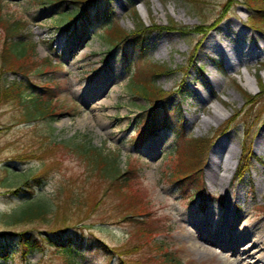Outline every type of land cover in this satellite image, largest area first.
Returning a JSON list of instances; mask_svg holds the SVG:
<instances>
[{
	"label": "rangeland",
	"instance_id": "374dc122",
	"mask_svg": "<svg viewBox=\"0 0 264 264\" xmlns=\"http://www.w3.org/2000/svg\"><path fill=\"white\" fill-rule=\"evenodd\" d=\"M105 1L113 13L108 25L136 31V12L151 28L140 30L142 54L168 67L155 82L147 83L154 87L156 83L166 97L158 103L160 118L138 142L131 135L154 108L142 96L144 88L128 85L123 45L109 47L102 38L103 28L87 30L84 19L79 23L86 32L81 39L69 33L66 23L58 26L57 13L64 6L75 10L69 1L57 3V8L39 0H0V50L6 22L20 23L16 40L36 45L31 60L8 65L0 56V83L34 85L27 92L54 84L52 90L57 91L49 114L31 111L29 97L24 99L28 108L26 103L0 102V263L63 264L46 241L43 250L22 256L10 239L23 231L42 241L47 235L56 242L72 241L76 264H120L118 255L98 246L97 237L124 253V264H228L221 254L199 251L201 246L196 247L188 233L189 221L200 220L209 233L220 228L238 233L264 225V187L254 178V169L264 174V90L258 95L259 82L264 89V71H258L264 67V29L250 26L249 0H197L196 8L184 0ZM256 5L264 8L262 2ZM91 8L100 12L95 4ZM229 21L242 45L254 53L236 65L216 49L200 51ZM160 39L168 41L165 46ZM44 59L51 64H44ZM200 84L206 90L202 101L195 95ZM93 87L101 90L92 99ZM243 93L254 101L245 103ZM214 108L217 119L209 117ZM177 125L185 135L208 142L200 156L202 196L192 200L187 196L193 183L181 187L171 180ZM245 133V145L250 144L254 157L247 161L243 177L233 180ZM228 136L225 158L231 165L219 171L226 180L211 186L210 158ZM76 143L116 155L120 171L134 163L138 171L132 184L142 192L141 207L133 211L129 202L119 203L107 188L109 177L98 176ZM154 144L156 151L147 147ZM26 180L31 188L22 186ZM127 212H138L141 216L135 218L140 220L129 219ZM4 253L9 254L6 260Z\"/></svg>",
	"mask_w": 264,
	"mask_h": 264
},
{
	"label": "trees",
	"instance_id": "16d2710c",
	"mask_svg": "<svg viewBox=\"0 0 264 264\" xmlns=\"http://www.w3.org/2000/svg\"><path fill=\"white\" fill-rule=\"evenodd\" d=\"M39 1H46L52 5H55L57 8L59 5H56L57 3H62L65 1H69L70 3L74 4L75 10L70 11L67 6H64V9L57 13V19L55 20V23L57 25L66 23V28L72 36L77 35L76 37L81 39L86 33L79 24L84 19L87 25V30H92L94 28H103L104 33L102 34V38L105 40L109 47L123 45V60H125L126 62L125 69L127 72H129L130 76L129 86H131L132 89L134 88L137 90H141L144 88L145 91H141L142 96L149 103H151V106L154 108V112L151 114L148 113L143 120V124L138 129H135V131L131 135L132 139L138 142L144 136L145 131L151 126H154L156 120L160 118V115L158 114L159 106L157 105V103L163 102L166 97L165 94H163V91L156 85L154 87L152 85H147V83L155 82L156 79H158L161 75L168 71V67L166 65H161L159 63L153 62L149 59H145L141 62L143 63V66H138L141 63L135 64L136 62L144 59V55L142 54V52L144 51V46L142 44L143 41H141V39H143V36L142 31L140 30H151V28L142 23L135 11L133 12L134 17L137 21L136 31L128 32L119 25H108L106 21L113 13L111 7L105 0ZM184 1L193 5L195 8L198 6L197 0ZM252 2H254L255 4H253ZM257 2L264 3V0H249L248 2V7L251 11L249 13L248 21L251 27H254L256 29H264V8L258 7L256 5ZM94 4L97 9H100L99 13L97 11L95 13L91 8ZM204 23L205 21H203V23H201L199 27H202ZM2 26L5 31L0 50V56L2 61L4 62L2 63L5 64L6 62H8L9 65L16 61H19V59H21L22 61H26V58H29L31 60L32 52H36V45H30L29 43L15 39L18 31H21L20 23L11 24L6 22V24ZM175 28L178 29L177 27ZM134 43L136 44L134 45ZM43 63L51 64L49 59H44ZM7 69L15 70L12 67H8ZM262 70H264V67L258 68L259 72ZM258 85V95H262L264 89L260 82ZM32 86L34 85L30 83L26 85L23 81H11L9 83L2 82L0 83V102L4 100L6 102H9V100H12L17 103H26L28 100L24 99L26 97H29V105L33 106L31 111L38 110L42 115L51 113L52 106L50 102L54 97H57V91L52 90L56 88L55 85L48 84L39 87L37 86V89L34 90V92H27L32 88ZM26 92L29 94H27ZM243 98L245 100V103L254 101V98L252 99V96L246 93H243ZM26 104L28 108V103ZM163 117L164 119L166 118L165 113L163 114ZM142 118L143 115H141L140 119ZM173 130L176 135V154L173 169L171 172V180L181 187H184L188 183H193V189L187 196L189 200L193 199L196 194L202 196L199 174L202 168L200 156L202 154V151L208 145L207 139L185 135L183 132V127L181 125L173 127ZM247 139L248 138L245 133L242 143V157L235 172L236 179H240L243 177L245 171L247 170V161L251 157H254L253 153L251 152L250 144L245 145ZM62 145L65 146L64 144H61V146ZM76 146L78 152L81 155L86 156L87 160H89L88 163H91L93 170H96L98 176H105L106 179L109 177V184L107 188L111 190L112 193L117 195L119 199L118 201H120L119 203L129 202L133 207V211L138 207H141L140 198H143L142 192L140 191V188L134 187L132 184V182L136 180L135 173L138 171L134 163L128 165L125 171H120L117 167L116 155L109 157L96 148L90 147L88 143H76ZM35 179H37V177H35L34 180ZM196 180H198V185ZM135 184H137V182H135ZM22 186L31 188L29 180L22 182ZM21 187H19V191L23 189ZM127 216L130 217L129 219L131 220L138 221L140 219L135 217L141 216V214H138V212H129ZM13 219L20 220V218H17L15 216L13 217ZM13 235H15L16 238H11L10 240H14L17 243V250L20 251L22 256H25L28 252H31L35 249L43 250L45 246L44 241H46L48 242L47 244L54 247V254H56L60 258L63 264H76L75 258L77 249L75 248L72 241L56 242V239L50 235H47V237H45L42 241V239L33 235H29L28 233L23 231L13 233ZM95 240L97 241L98 246L102 247L107 253L118 255L120 264H124V260L122 259L124 253L115 251V249H113L99 237H97V239H94V241ZM1 256L2 259L6 260L9 254L4 253Z\"/></svg>",
	"mask_w": 264,
	"mask_h": 264
},
{
	"label": "bare ground",
	"instance_id": "6f19581e",
	"mask_svg": "<svg viewBox=\"0 0 264 264\" xmlns=\"http://www.w3.org/2000/svg\"><path fill=\"white\" fill-rule=\"evenodd\" d=\"M159 42L165 46L168 41L165 42V40L160 39ZM213 49L224 54L227 60L235 65L254 55L247 46L242 45L230 21L223 24L222 32L219 36L209 37L202 44L200 51L202 54H205ZM235 65L232 69H235ZM104 82L113 83V81ZM99 90H101V87L93 89L90 93L92 99L98 97L100 94ZM195 95L200 101L205 99L206 90L201 84L196 86ZM96 107L100 109L99 105ZM208 113L211 118H219L217 108L209 110ZM193 116L197 118L195 114ZM202 121L204 124H207L209 120L203 119ZM229 144L230 138L228 136L222 140L220 149L216 148L213 151L208 164V176L211 186L215 183L223 184L226 180L225 175L219 174V171L222 168H225V170L230 168L231 163L225 158V153L230 147ZM155 146L148 145L147 147L152 151H156L157 146ZM262 151L264 152V150ZM262 175L264 174L260 170L254 169V178L259 187H264ZM189 223L190 231L188 233L193 241L197 243L196 247L201 246L199 251L204 250L210 253L221 254L228 264H264V225L253 226L238 233L226 228H220L214 233H209L205 230L200 220H191ZM232 256H234L233 259H231Z\"/></svg>",
	"mask_w": 264,
	"mask_h": 264
}]
</instances>
